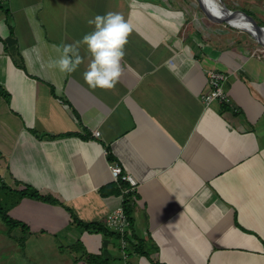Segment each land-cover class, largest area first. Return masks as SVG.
Listing matches in <instances>:
<instances>
[{"label": "crops", "instance_id": "crops-1", "mask_svg": "<svg viewBox=\"0 0 264 264\" xmlns=\"http://www.w3.org/2000/svg\"><path fill=\"white\" fill-rule=\"evenodd\" d=\"M175 3L0 0V205L19 223L0 217V264H264V54ZM108 11L132 29L114 88L84 82L85 45L74 72L49 66ZM208 70L229 104L202 102ZM120 205L122 235L78 223L108 229Z\"/></svg>", "mask_w": 264, "mask_h": 264}, {"label": "clouds", "instance_id": "clouds-1", "mask_svg": "<svg viewBox=\"0 0 264 264\" xmlns=\"http://www.w3.org/2000/svg\"><path fill=\"white\" fill-rule=\"evenodd\" d=\"M87 23L93 25L92 31L79 41L57 46L59 55L49 61V66L62 73L74 72L83 62L80 46L85 45L90 59L82 73L84 82L92 89H112L121 75V61L131 25L121 13L113 11L97 14Z\"/></svg>", "mask_w": 264, "mask_h": 264}, {"label": "rangeland", "instance_id": "rangeland-1", "mask_svg": "<svg viewBox=\"0 0 264 264\" xmlns=\"http://www.w3.org/2000/svg\"><path fill=\"white\" fill-rule=\"evenodd\" d=\"M223 3L225 4V6L233 11H243L244 13L249 12L248 11V4L250 2H252V0H222ZM263 2V0H258ZM175 8L176 10H180V11H184L186 12V10H184V8L187 9V15L190 16L191 19H189V27L194 25L197 28H203L205 30H208L210 32H217L220 35H222L223 38L228 37V34L226 31H232L233 35L230 34V37L233 38L234 40L237 41V45L241 46V47H249V48H253V52H258L256 51L257 48H261L262 46L257 43V41L251 39L250 35L247 34L246 32L236 28V27H232L229 26L223 22L214 20V19H210L208 18L202 11L201 6L199 5V3H197L196 0H175ZM195 13V16L198 17V19H202L204 17H206L207 19H203L201 22V25H199V23H195V19H192V15L191 14ZM250 13V12H249ZM248 14V13H247ZM250 16H252L251 14H248ZM254 16V21L256 22V24L260 25V26H264V14L263 15H253ZM194 21V22H193ZM197 21V20H196ZM218 23L220 24H225L226 26H222L224 30V33L222 34V32L218 31V28H216V26L218 27ZM229 37V38H230ZM93 236H95V234H92ZM97 237V236H95ZM21 259V257H20Z\"/></svg>", "mask_w": 264, "mask_h": 264}, {"label": "built area", "instance_id": "built-area-1", "mask_svg": "<svg viewBox=\"0 0 264 264\" xmlns=\"http://www.w3.org/2000/svg\"><path fill=\"white\" fill-rule=\"evenodd\" d=\"M261 54H264V46L260 48V50L257 53V56L258 57L263 56ZM206 76H207V82H208L209 89L206 94H203L201 96L202 102L206 106H209L213 102H218L219 104L229 103L230 100L223 88V84L227 80L228 74L223 71H219V70H208L206 72ZM93 135L97 137L99 136V132L94 131ZM110 171L112 175L114 176V178L118 181L130 180L129 175L123 174L122 168L119 164H116V163L112 164L110 166ZM131 185L132 186L134 185L133 181H131ZM130 191H131V188L124 189V192L126 193ZM128 225H129V220L127 216L125 215L122 205L117 207L115 211H113L107 216L106 226L110 230L117 231L118 234H121V235L122 233L124 234Z\"/></svg>", "mask_w": 264, "mask_h": 264}, {"label": "bare ground", "instance_id": "bare-ground-1", "mask_svg": "<svg viewBox=\"0 0 264 264\" xmlns=\"http://www.w3.org/2000/svg\"><path fill=\"white\" fill-rule=\"evenodd\" d=\"M196 1L197 3H199L198 0ZM203 1L208 2V6H206V9L210 14L225 15L226 13H234L233 10L223 6L222 2H220L219 0H200V2L202 3ZM202 3H199V5L201 6ZM229 23L249 34L251 39L253 40H256L254 33L257 31L259 37L264 40V27H258L257 29H254L250 24L249 20L246 18H241L239 16L234 15L229 20Z\"/></svg>", "mask_w": 264, "mask_h": 264}, {"label": "trees", "instance_id": "trees-1", "mask_svg": "<svg viewBox=\"0 0 264 264\" xmlns=\"http://www.w3.org/2000/svg\"><path fill=\"white\" fill-rule=\"evenodd\" d=\"M225 104H229V103H225ZM113 186H114V184L110 185V187H113ZM118 189L117 190L114 189L113 192H116V194H118V192H119ZM18 193H19L20 196H29V197L35 198V199L50 200L49 198L40 195L37 190H35L34 188H32V187H30L28 185H26L24 188L18 190ZM125 207H126L125 210L128 213L129 210L127 208V204L125 205ZM0 217H1L2 221L10 228H13V227L19 225V223L17 221L13 220L12 218H10L8 216V214L2 208L1 205H0ZM78 223L82 227L91 228L93 230H96L98 232H102L104 234H107V233H111L112 234L114 232V231H112L110 229H107L105 227H101L100 225H98L96 223L87 224V223H82L81 221H78ZM92 257L93 256H91L90 258H92ZM88 260L90 261V259H88ZM90 263H91V261H90ZM101 264H102V262H101Z\"/></svg>", "mask_w": 264, "mask_h": 264}, {"label": "water", "instance_id": "water-1", "mask_svg": "<svg viewBox=\"0 0 264 264\" xmlns=\"http://www.w3.org/2000/svg\"><path fill=\"white\" fill-rule=\"evenodd\" d=\"M198 1H199V3H202V2H200V0H198ZM219 1L222 2V5H223V6H225L222 0H219ZM205 4H206V5H205ZM206 6H208V2H207V1H203V3L201 4V9H202L203 13H204L208 18H210V19H214V20H217V21H220V22H223V23H225V24H227V25H229V26L236 27V26H234V25H232V24L229 23V20H230L234 15H236V16H239V17H241V18H246V19H248L249 22H250V24L252 25V27H253L254 29H257L258 27H264V26H260V25L256 24V22L254 21V19H253L250 15H248V14L242 12V11H234L233 14H232V13H226L225 15H217V14H210V13L208 12V10L206 9ZM225 7H226V6H225ZM226 8H227V7H226ZM236 28H238V27H236ZM254 35H255V39H256L255 41H257V43H259L261 46H264V40H262V39L259 37L257 31L254 33Z\"/></svg>", "mask_w": 264, "mask_h": 264}]
</instances>
